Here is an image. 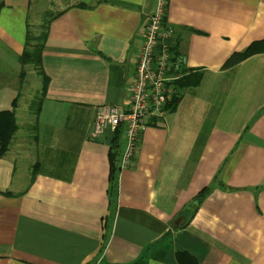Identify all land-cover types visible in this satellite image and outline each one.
I'll list each match as a JSON object with an SVG mask.
<instances>
[{
  "label": "crops",
  "instance_id": "1",
  "mask_svg": "<svg viewBox=\"0 0 264 264\" xmlns=\"http://www.w3.org/2000/svg\"><path fill=\"white\" fill-rule=\"evenodd\" d=\"M155 3L0 0V112L17 98L18 126L0 157V264H177V253L264 264V53L222 68L264 39V0H166L180 79L199 81L148 121L108 198L109 153L119 167L124 139L112 150L113 133L94 139L92 122L101 106H128ZM42 22L47 87L27 144L18 118L41 80L31 89L19 57Z\"/></svg>",
  "mask_w": 264,
  "mask_h": 264
},
{
  "label": "built area",
  "instance_id": "2",
  "mask_svg": "<svg viewBox=\"0 0 264 264\" xmlns=\"http://www.w3.org/2000/svg\"><path fill=\"white\" fill-rule=\"evenodd\" d=\"M166 0H156L153 13L142 26V43L136 52L133 83L127 107L104 105L95 110L91 135L102 140L122 128L124 149L119 170L135 155L139 136L150 119L161 120L178 88L183 58L172 53V30L163 23Z\"/></svg>",
  "mask_w": 264,
  "mask_h": 264
},
{
  "label": "trees",
  "instance_id": "3",
  "mask_svg": "<svg viewBox=\"0 0 264 264\" xmlns=\"http://www.w3.org/2000/svg\"><path fill=\"white\" fill-rule=\"evenodd\" d=\"M165 18H163L164 23ZM46 22H42L38 26V31L36 34L27 33L23 51L19 57V62L22 67H31V69L34 71L35 75L40 78L41 80V91L34 97L32 101L29 103V111L32 113L31 115L37 116L39 107L41 106L45 90L47 87V79L43 73L42 66H41V53L42 49L45 44L46 39ZM172 49V53L177 54L175 49ZM264 53V39L251 43L248 47H246L241 52H236L230 55V57L225 61L223 65V69H231L235 65H237L239 62L243 61L244 59L256 55ZM24 76V71L21 72V79ZM198 77L195 81L192 80L191 76H186L184 78H181L179 81H176L175 84L177 88H185L190 85L195 86L198 84ZM178 97H174L171 99L169 104L166 107V113L174 111L176 108V105L178 103ZM17 98H15L11 103V110H5L0 112V157L6 152L10 141L12 140V137L17 131V124L15 121V106H16ZM123 135L122 128L117 129L115 132H113L112 138V150L116 149L118 147V140L120 136ZM111 150V149H110ZM109 190H108V198L112 199L116 196L117 193V176L119 173V167L114 165V153L110 151L109 153ZM39 165L35 164L34 168L31 171L32 177L35 175ZM204 194H199L195 198V207L197 208L202 201ZM185 225V224H184ZM105 243L102 242V246H104ZM100 249V250H101ZM176 261L177 264H197L195 259L188 255L187 253H177L176 254Z\"/></svg>",
  "mask_w": 264,
  "mask_h": 264
},
{
  "label": "rangeland",
  "instance_id": "4",
  "mask_svg": "<svg viewBox=\"0 0 264 264\" xmlns=\"http://www.w3.org/2000/svg\"><path fill=\"white\" fill-rule=\"evenodd\" d=\"M64 4H65V2L60 3L59 6L56 9L59 10ZM27 69H28V72H27V82L30 84L31 89H33V88L38 89L39 88V81L35 77L34 71L31 69V67H27ZM33 99L34 98H33V94H32V97H31V99L29 101H32ZM28 105H29V102H28ZM30 116H33V115H31L29 113V114H25V116H24V114H22V116H20V118H18V122L20 123L19 124L20 125L19 135H25V141L26 142L24 141V143H27V144H28V142L30 143L32 141V139L29 138V136H28V134H30L32 132V129L30 128L31 125H29L30 124V120L29 119H32L33 117H30ZM21 153L24 154L22 156H24L25 158H29V157L33 156V151L30 152L31 154H29L27 151H25V152L22 151ZM18 164L19 163L17 162V164H16L17 167H18ZM22 166H23V162H21V164H20V167H22ZM105 241L106 240H103L104 243H105ZM102 248H104V246H102Z\"/></svg>",
  "mask_w": 264,
  "mask_h": 264
}]
</instances>
